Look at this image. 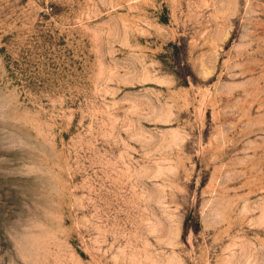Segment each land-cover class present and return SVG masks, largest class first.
I'll return each mask as SVG.
<instances>
[{
	"label": "rangeland",
	"instance_id": "1",
	"mask_svg": "<svg viewBox=\"0 0 264 264\" xmlns=\"http://www.w3.org/2000/svg\"><path fill=\"white\" fill-rule=\"evenodd\" d=\"M0 264H264V0H0Z\"/></svg>",
	"mask_w": 264,
	"mask_h": 264
}]
</instances>
